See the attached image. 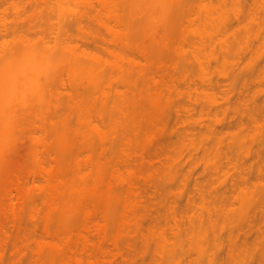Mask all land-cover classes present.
<instances>
[{"label": "rangeland", "instance_id": "rangeland-1", "mask_svg": "<svg viewBox=\"0 0 264 264\" xmlns=\"http://www.w3.org/2000/svg\"><path fill=\"white\" fill-rule=\"evenodd\" d=\"M66 1L0 0L24 32L0 49V264H264V0ZM41 163L66 184H11Z\"/></svg>", "mask_w": 264, "mask_h": 264}, {"label": "bare ground", "instance_id": "bare-ground-1", "mask_svg": "<svg viewBox=\"0 0 264 264\" xmlns=\"http://www.w3.org/2000/svg\"><path fill=\"white\" fill-rule=\"evenodd\" d=\"M69 1L65 2V3H67L65 8H68V9L73 11V9L69 5ZM79 1L80 2H85L84 0H79ZM63 4H64V2H61L60 6L64 8ZM77 19H78V17H76V20ZM78 24H79V22H78ZM20 28L21 27H17L16 24L13 23L12 21H6L5 20V21H1L0 22V49L1 50L6 48L7 46H9V44L11 42H17L18 43L19 38L23 37L21 35H24V32H22L21 31L22 29H20ZM26 28L28 29V27H26ZM30 28H32V27H29V29ZM12 38L13 39L16 38V40H10ZM82 39H83L82 40V45L85 46V41L88 40L89 37H88V35H84ZM79 47H81L80 44H79ZM82 50L85 51L86 49L83 48ZM36 57L44 58V55H42V54H38V55L27 54V55H25L24 59L26 61H30V60L35 59ZM47 58L49 59V56H47ZM37 62L38 61H36L35 63H37ZM45 62L46 63H50L49 61H45ZM30 63H32V62H30ZM24 69H29V70H22L23 79H25V82H27V83L31 82L30 85H33L32 87L37 86V88H39V89H40V85H42L45 82L44 81L43 83H39V78L42 76L46 80L47 77L50 76V73L48 72L49 71V67H42L40 65L38 66L37 64H35V65H29V66L25 67ZM224 75L223 76L221 75V76L224 77ZM226 78H227V76H226ZM33 91L36 94H38V90H33ZM81 116L84 117V118L88 117L89 116V111L86 110V108L83 109V112H81ZM12 124H13V120L12 119H8V118L3 120V121H1V123H0V150L1 151L6 150L8 144H9V140L11 141V138H12L11 136L13 135V133L11 132ZM127 161H130V160H126V162ZM131 163H132V159L130 161V164ZM124 164H126L125 166L128 165L127 163H124ZM129 165H128V167H129ZM131 167L132 166H130V168L128 170H129L130 173H133L134 171H132ZM78 169L81 170L80 168H78ZM63 170L64 169L61 166L55 165V166H52V167H46V166H44L41 163L39 167L30 170L26 176L15 175V178H14L13 181H11V184H17V185L18 184L19 185L20 184H27L30 181L31 184L33 185V187H36V188H39V189H42V190H50V191L58 190L61 186H64V184H66L65 181L67 179L65 180V175L63 173ZM98 171H100V169ZM100 177H101V175H100ZM101 180H103V179H100L99 182H97L99 187L102 186ZM121 180H124V179H121ZM126 184L128 185L129 189H131V187L135 188V182H134L133 179L126 180ZM78 194L82 195L81 197H84L86 195V189L84 187H81L79 189V191H78ZM137 194L139 196H141L140 192H138ZM7 195H8V200L12 201L13 200L12 193L8 192ZM23 197H24V195H23ZM23 197L19 196L17 198L18 203L20 202V204H21V201L23 200ZM26 197L27 196L25 195V198ZM22 204H24V203H22ZM51 205H53L52 202H51ZM11 209H12L13 213H15V207L13 205H12ZM91 213L92 212L87 211L84 214V218L83 219L85 220V227L87 228V229L84 228L85 231H88V228H89L88 223H89L90 219L92 218ZM13 215H15V214H13ZM103 215H104V219H108L109 218V216L107 214H103ZM15 220H16V218H15ZM1 225H4V224L2 223ZM104 226L105 225H99L98 224V227H100L101 229L104 228ZM13 227L15 229H17V230L21 229L20 223H17L15 225H13ZM100 228H97V229L99 230ZM44 233H45L46 236L48 235L49 237L50 236L52 237L51 240L49 239L50 243H49L48 246H50L51 249H53L55 252H62L64 250H66V249H70L71 248L72 233L70 231H65V233H63V235L65 234L63 236L64 239H65L64 243H60V241H59V243H57V241L54 240V236H56L58 234V231H56L55 229L47 226V227H45ZM81 235L83 237L87 238L86 237L87 234L83 235V233H81ZM9 236H11V232L9 230H7L6 228L4 229V226L3 227L0 226V259L2 258L4 247L7 246V243H8V241H7L8 239L7 238ZM232 239H233V235L230 234V238L228 239V242H227L228 245H230L232 243V241H233ZM11 241H12L11 245H12V249L14 250V253L15 254L20 253L23 250L21 248V246H19L14 240H11ZM25 246L27 247V246H29V244H25ZM45 246L46 245H45V243L43 241H38V242H36L35 246H32L30 248V250L35 252V253L44 252L45 251ZM262 246H264V244ZM258 248H260V246ZM232 251H233V247L228 246L227 249H226L227 255L230 256ZM260 251H261V255L264 254V247ZM258 253H259V251H258ZM259 255H260V253H259ZM229 256H228V258H229ZM263 256L264 255H262V257Z\"/></svg>", "mask_w": 264, "mask_h": 264}]
</instances>
